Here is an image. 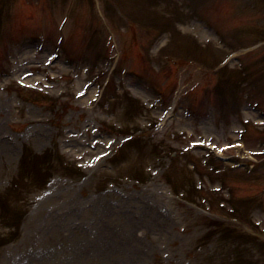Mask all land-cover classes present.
Wrapping results in <instances>:
<instances>
[{
	"label": "rangeland",
	"instance_id": "1",
	"mask_svg": "<svg viewBox=\"0 0 264 264\" xmlns=\"http://www.w3.org/2000/svg\"><path fill=\"white\" fill-rule=\"evenodd\" d=\"M125 1L0 0V135L11 141L0 150L12 147L0 153V207L8 209L0 208V236L9 216L20 232L0 246V264H264V158L252 172L229 171L188 148L206 137L223 149L246 119L245 147L231 153L262 156L264 0H201L206 18L218 24L227 1L238 5L241 32L231 51L192 18L168 26L169 18L185 17L186 0ZM215 3L221 11L210 9ZM125 11L140 23L153 16L163 24L156 31L166 34L148 40L142 24H122ZM191 35L206 52L190 56ZM57 51L61 58L47 65ZM231 53L241 61L229 60ZM102 70V97L77 99ZM152 85L175 118L158 122ZM103 126L117 133L97 136ZM74 134L113 142L94 151ZM24 148L30 152L23 158ZM107 150L109 167L93 166ZM9 185L19 193L8 194Z\"/></svg>",
	"mask_w": 264,
	"mask_h": 264
}]
</instances>
